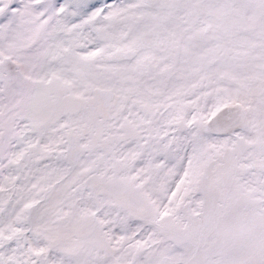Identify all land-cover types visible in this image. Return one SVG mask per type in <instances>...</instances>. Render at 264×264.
Listing matches in <instances>:
<instances>
[{"label":"snow or ice","instance_id":"snow-or-ice-1","mask_svg":"<svg viewBox=\"0 0 264 264\" xmlns=\"http://www.w3.org/2000/svg\"><path fill=\"white\" fill-rule=\"evenodd\" d=\"M0 264H264V0H0Z\"/></svg>","mask_w":264,"mask_h":264}]
</instances>
